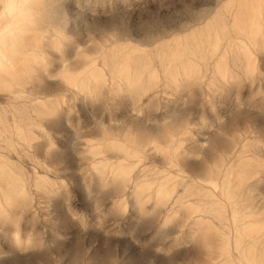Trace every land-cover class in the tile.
<instances>
[{
  "label": "rangeland",
  "instance_id": "374dc122",
  "mask_svg": "<svg viewBox=\"0 0 264 264\" xmlns=\"http://www.w3.org/2000/svg\"><path fill=\"white\" fill-rule=\"evenodd\" d=\"M0 264H264V0H31Z\"/></svg>",
  "mask_w": 264,
  "mask_h": 264
},
{
  "label": "clouds",
  "instance_id": "9594fccd",
  "mask_svg": "<svg viewBox=\"0 0 264 264\" xmlns=\"http://www.w3.org/2000/svg\"><path fill=\"white\" fill-rule=\"evenodd\" d=\"M31 0H0V61L6 43L11 42L27 23Z\"/></svg>",
  "mask_w": 264,
  "mask_h": 264
},
{
  "label": "bare ground",
  "instance_id": "6f19581e",
  "mask_svg": "<svg viewBox=\"0 0 264 264\" xmlns=\"http://www.w3.org/2000/svg\"><path fill=\"white\" fill-rule=\"evenodd\" d=\"M249 2V1H248ZM250 3V2H249Z\"/></svg>",
  "mask_w": 264,
  "mask_h": 264
}]
</instances>
